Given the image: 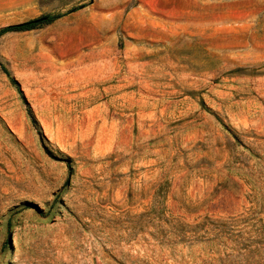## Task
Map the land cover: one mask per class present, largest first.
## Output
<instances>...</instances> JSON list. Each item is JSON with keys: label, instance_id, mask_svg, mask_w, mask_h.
I'll list each match as a JSON object with an SVG mask.
<instances>
[{"label": "rangeland", "instance_id": "rangeland-1", "mask_svg": "<svg viewBox=\"0 0 264 264\" xmlns=\"http://www.w3.org/2000/svg\"><path fill=\"white\" fill-rule=\"evenodd\" d=\"M46 13L0 36V264H264V0H0V27Z\"/></svg>", "mask_w": 264, "mask_h": 264}, {"label": "trees", "instance_id": "trees-1", "mask_svg": "<svg viewBox=\"0 0 264 264\" xmlns=\"http://www.w3.org/2000/svg\"><path fill=\"white\" fill-rule=\"evenodd\" d=\"M76 9V7L71 8L69 11ZM64 13H46L39 15L35 18H31L22 22L8 24L3 27H0V36L6 32L10 31H24L30 30L33 28L40 27L42 25H46L54 21L55 19L61 17ZM0 67L3 73L10 79L12 83H15L12 78L9 77L8 71L4 68V66L0 63Z\"/></svg>", "mask_w": 264, "mask_h": 264}]
</instances>
